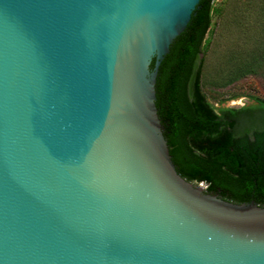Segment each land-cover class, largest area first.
I'll return each mask as SVG.
<instances>
[{"label":"water","instance_id":"obj_1","mask_svg":"<svg viewBox=\"0 0 264 264\" xmlns=\"http://www.w3.org/2000/svg\"><path fill=\"white\" fill-rule=\"evenodd\" d=\"M209 2L0 0V264H264V199L166 144Z\"/></svg>","mask_w":264,"mask_h":264},{"label":"trees","instance_id":"obj_2","mask_svg":"<svg viewBox=\"0 0 264 264\" xmlns=\"http://www.w3.org/2000/svg\"><path fill=\"white\" fill-rule=\"evenodd\" d=\"M258 3L256 23L264 26V0ZM215 4L210 0L199 12L187 43L179 67L174 124L166 144L178 173L204 182L207 192L234 202L260 200L264 199V99L252 97L250 105L216 110L201 92L200 56L210 42L205 37ZM254 42H259V36ZM259 47L257 52L264 51V43Z\"/></svg>","mask_w":264,"mask_h":264},{"label":"rangeland","instance_id":"obj_3","mask_svg":"<svg viewBox=\"0 0 264 264\" xmlns=\"http://www.w3.org/2000/svg\"><path fill=\"white\" fill-rule=\"evenodd\" d=\"M214 2L212 25L205 37L210 42L205 54L200 56L201 92L205 100L217 110L250 105L252 97L264 99V51L257 52L264 43V26L256 23L261 3L258 0Z\"/></svg>","mask_w":264,"mask_h":264}]
</instances>
